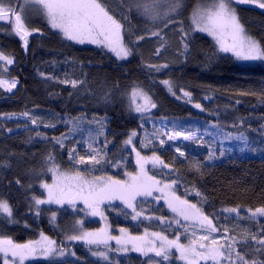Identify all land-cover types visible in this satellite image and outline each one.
I'll return each instance as SVG.
<instances>
[{"label": "trees", "instance_id": "16d2710c", "mask_svg": "<svg viewBox=\"0 0 264 264\" xmlns=\"http://www.w3.org/2000/svg\"><path fill=\"white\" fill-rule=\"evenodd\" d=\"M17 1L4 0V3L14 8ZM102 1L123 26L124 41L131 51L127 61L117 60L102 48L78 45L47 28L42 35H29L25 49L12 26L0 22V52L15 61L7 76L19 81L12 95L0 88V200L9 202L16 220L11 223L0 214V238L26 244L39 241L43 235L63 243V237L51 224L53 213H58L59 227L74 223L82 215L61 213L47 204H35L33 198L45 200L41 185L53 180L54 174L48 171L52 166L48 158L52 157L58 171L122 178L125 171L135 170L132 158L121 159L125 142L135 132L140 135L135 143L137 152L159 156L169 165L168 168L161 164L151 166L149 176L173 185L175 197L196 204L213 218L220 233L238 239L237 250L246 258L264 262V249L257 251L254 241L250 240L253 234L258 238L264 236L261 231L264 219L253 221L246 216L238 219L220 211L227 207L264 206V133L261 134L264 131V63H238L233 56L220 54L208 36L193 30L192 3L169 13L166 19L151 21L126 1ZM234 10L247 36L264 47V9L236 3ZM152 31L159 32V36H152ZM139 36L144 39L138 40ZM149 65L167 67L157 71ZM64 80L83 83L74 88L70 83H63ZM165 80L171 82L175 95L161 83ZM134 89L146 92L155 102L156 119H203L196 120V125L186 132L203 131L202 126L198 127L203 121L219 124L230 132L253 130L256 136L252 143L258 147L253 151L263 156L233 153L216 161L214 157L222 158V150L212 149L210 139L189 144L168 141L156 125H144L130 111L129 96ZM197 104L203 113L195 110ZM24 113L29 114L27 122L3 119ZM33 118L37 121L35 124L31 122ZM75 121L79 122L77 133L66 138L73 129L70 123ZM177 130L182 131L174 129ZM90 136L95 138L92 148L99 154L100 163L84 166L70 159L69 153L75 149L87 160ZM58 139L63 141L62 145L56 142ZM160 139L165 143L161 145ZM177 147L185 153L183 157L176 151ZM105 152L107 159L102 155ZM209 153H214L211 160ZM174 180L176 183L172 184ZM75 201H79L75 207L82 208L79 198ZM161 207L164 209V205L150 197L140 202L138 211L142 215L138 227L131 224L130 212L115 209L109 216L117 228L158 231L174 239L177 230H164L156 219L161 216ZM86 227L96 229L100 224L91 221ZM72 248L77 258L32 259L25 264H111L88 258L87 247L83 245H70L66 249ZM118 262L113 264H145L142 257L134 254L121 257ZM0 264H3L2 256ZM169 264L182 263L172 259Z\"/></svg>", "mask_w": 264, "mask_h": 264}, {"label": "snow or ice", "instance_id": "6c2138e0", "mask_svg": "<svg viewBox=\"0 0 264 264\" xmlns=\"http://www.w3.org/2000/svg\"><path fill=\"white\" fill-rule=\"evenodd\" d=\"M133 6L137 11L147 17L151 21L160 19H166L169 13H173L177 10L180 4V0H131ZM235 0H210V3L206 8H197L192 16L193 24L202 32H207L213 35L220 45V50L223 52H233L240 59L244 60H264V47H262L257 41L248 38L244 34L242 25L239 23L234 9L231 8V4ZM241 3H257L258 7L264 9V2L262 0H239ZM11 3V0H9ZM24 5L31 8L37 6L39 10L43 11L46 15L52 28L58 29L68 40H75L79 43L90 42L94 44H101L108 47L111 51L115 52L121 59L127 58L131 55V51L123 44L122 37V25L109 13L99 0H24ZM20 11L15 8L6 6L4 0H0V21L7 22L12 26L14 33L19 36L23 42L24 47L27 48L28 36L31 35V31L26 27ZM152 36H159V32L152 31ZM227 34L231 37V43H226L224 36ZM186 35V33L184 34ZM144 36H139L138 40H143ZM185 49L187 44L184 45ZM160 50H156V54L159 55ZM0 74L6 71V65L14 63L13 58L5 56L0 52ZM149 68L159 71L160 67H167V65H149ZM43 75V74H41ZM63 83H70L72 87H76L78 84L83 83L77 80H64ZM164 84L169 92H173L172 84L170 81L165 80L161 82ZM17 85L15 79H4L0 75V88H6L8 91L14 89ZM187 97L189 93H184ZM133 99L137 97L143 100V104H137L135 111L146 112L150 108H155L156 105L151 101V98L140 89H134L132 92ZM197 108L201 107L199 104ZM24 116H29L28 113H24ZM11 119L12 117H8ZM31 122L35 124L37 121L33 118ZM11 131V129H9ZM167 136V139L172 141L180 137L184 140L195 139V134L188 131H173L171 134L163 133ZM210 134V133H209ZM136 135L135 132L131 134L129 139L125 142L126 145L132 144V137ZM230 137L225 136V139ZM94 137H89L88 147L92 148V141ZM238 139L247 143L246 137H238ZM58 144H63V141L58 139ZM160 144H164L165 140L160 139ZM135 149L133 148V151ZM180 156L185 155L179 147L176 148ZM243 151V149H241ZM97 152L92 149V152L88 154L86 160L84 156H79L75 149L69 153V158L75 160L76 163H100L98 160ZM223 155V152L220 153ZM137 164L141 167L143 172V162L151 160L153 165L161 164L163 167L168 168L169 165L164 164L159 156L153 155L152 157H141L139 152H136ZM214 153H209L208 159H213ZM48 162L52 164L48 168V171L54 175L58 173V168L55 166L52 157L48 158ZM114 166H119L115 164ZM198 167V162H197ZM19 183V181H17ZM176 181H172L175 184ZM160 181L154 177L145 176H131L130 182L120 181H104L102 186L100 182H94L89 184L84 181L80 173L75 176L57 175L53 185L44 183L41 185L47 190V199L33 198L37 206L41 204H63L68 202L70 204L75 203V198L84 199V203L93 210V215L97 213V205L102 203L104 199L119 198L124 200L129 208L132 209L134 215L132 219L136 220L142 215V212L137 211L133 201L137 196L149 197L153 195V191H163L165 188H170L171 185L165 184L163 188L158 187ZM197 195H201L199 192ZM168 208L176 214L174 221H166L163 217H156L158 221L163 224H167L168 227H172L173 223L182 228L186 234H189L188 244L184 245L179 242V236L174 240H168L167 237L161 236L160 233H152L151 235L155 239L162 241L159 248H157L152 242H148L146 246L139 244L134 245V250L142 252L145 256L149 252H154L155 256L162 257L163 260L168 259L169 249L176 248L180 252V258L186 261V264H207L211 261L212 264H262L261 261L245 259L236 248L237 239L235 237H229L224 240V243H220L219 239L213 234L220 231V229L213 223V218H210L208 214H205L196 204L189 203L187 200H181L179 197H173L167 201ZM222 213L235 214L236 218L241 217L240 207H227L220 210ZM247 218L249 220L257 221L259 218H264V206L256 207L255 209L248 208L245 210ZM6 213L9 217L12 215V209L7 201L0 200V214ZM146 219H152V217H145ZM53 221L55 220V214L53 213ZM82 224V222H78ZM126 230L121 229V232ZM227 231V230H225ZM261 231H264L262 229ZM69 240H84L88 244H98L106 240L101 241L95 233H83L82 235H72L68 237ZM115 239L117 244L121 245L118 250L126 251L125 245L131 241L143 240V237H131L125 240H121L119 237H111ZM251 241L255 242L254 247L257 251L264 249V236L259 238L253 234L250 237ZM248 243V241H245ZM54 241L49 240L45 236H41V240L37 242L29 241L26 244H15L10 239L0 238V254H3V264H24V260L29 256L36 253L37 248L42 249L45 255H48L55 251L53 245ZM64 253L61 252L60 255ZM104 259H107V254L104 252L94 253Z\"/></svg>", "mask_w": 264, "mask_h": 264}, {"label": "rangeland", "instance_id": "374dc122", "mask_svg": "<svg viewBox=\"0 0 264 264\" xmlns=\"http://www.w3.org/2000/svg\"><path fill=\"white\" fill-rule=\"evenodd\" d=\"M99 1H101L100 3L103 4L102 0H99ZM119 1H122V2L126 1L128 4L133 5L131 0H119ZM237 2L241 3V2H239V0H235V2H233L231 4V8L232 9L235 8V4ZM262 2H264V0H262ZM190 3H192V9H193V10L191 9L192 10V14L190 15V21H191L193 30L197 31L199 33H203L206 36H208L215 43V45L217 46L218 51H219L220 54L231 55V56H233L236 59V61L238 63H243V64L264 63V60H244V59L238 58L231 51H229V52L221 51L220 50V45L217 42V39L213 35H210L207 32H202L198 28H196L195 25L193 24V20H192V16H193L194 11L197 8H206L208 6V4L210 3V0H180L179 7L177 8V10L175 12H178L180 9L186 7ZM242 4L258 7L257 3L249 2V3H242ZM22 7H23L24 10L21 13V15H22V18L24 20V23H25L26 27L31 31V34H33V35H42V34L45 33L44 28H47L48 30L53 31V32L58 33L61 36H63V34L60 33V31L58 29H55V28L51 27L46 15L44 14L43 11L39 10V8L37 6H33V7L29 8V7L24 5V0H22L21 8ZM0 22H3V21H0ZM4 23L9 24L7 22H4ZM244 34H245L246 37L250 38L249 36H247L245 31H244ZM122 37H123V44L126 47H128L127 44L124 41L123 27H122ZM224 40H225L226 43H229V44L231 43V37L228 36L227 34H225ZM70 41H72V42H74V43H76L78 45L85 46V47H93V48L105 49L106 51L111 53L117 60H119L121 62L129 60V58L131 56V55H129L127 58L121 59L120 57H118L116 55L115 52L111 51L108 47H106L104 45L94 44V43H90V42H87V41L84 42V43H79V42H77L75 40H70ZM3 63L4 62H0V64H3ZM14 63H15V61H14ZM14 63L11 64V65H6V71L2 74L3 75L2 77L4 79H14V78H10V77L7 76L8 69L11 68L14 65ZM16 81H17V85L11 91H8L6 88H1L5 92V94L12 95V94H14L16 92V90L19 87V81L18 80H16ZM144 93H146V92H144ZM152 102L155 103L154 101H152ZM137 104H143V100L141 98H139V97H137L136 99H133L132 93H131L130 96H129V104H128L130 111L135 115V117L140 118L144 125H156L164 133L167 132V133L171 134L174 131V129H177V128L179 130H182V131H185L186 129L193 128L196 125V120L200 121V119H201V118H198V119L190 120V119L164 118V117L156 119L154 117V115L157 113V112H155V111H157L156 107L155 108H150V110H148L146 112H137V111L134 110L135 106ZM195 110L197 112L203 113V111H202V109L200 107L197 108L195 106ZM8 117H12V118L9 119ZM3 119L9 120V121H20V120L25 121V122L29 121L28 116L26 117L24 115L23 116L11 115V116H6ZM201 120H203V119H201ZM186 122H190L191 124H188ZM78 123L76 121L70 123V126H72L73 129L69 130L68 135L66 136V138H72V136L77 133V128L76 127L79 125ZM198 124H199L198 127L202 126L200 128L204 129V130L201 131V132H199V131L195 132L194 133L195 137H196L195 139L184 140L183 137H180V138H178L176 140H172L171 142L189 144L191 142H194L195 140H201V139H207L208 140V139H210L211 140V144H210L211 148L212 149L220 148L222 150V152H223L222 158L218 159V157L217 158L214 157L216 159V161L224 159L226 156L231 155L233 153H240L242 155L263 156V154L257 153L256 151H253L255 148H258V147H256V145H253V143H252V140L256 136V133L253 130H251V129L248 130L247 132L238 133V132L227 131L226 129L222 128L219 124H214L212 122L206 123L205 121H203V123H198ZM26 128L27 127H23L22 129H26ZM262 133H264V131H262L261 134ZM225 136H228L230 138L229 139H225ZM241 136L247 138V143H245L244 141L238 139V137H241ZM129 137H128V139H129ZM139 139H140V135L136 133V135L134 137H132V144H130V145H126V143L124 144V146L122 148V152H121V159L122 160H124L125 158L128 159V160L131 159V158L133 159L135 171H132V172H134V173L137 172L135 175L139 174L138 176H144L145 173H149L148 175H150L151 171H149L148 167L154 166L153 163L151 162V160H147V161L143 162V172H141V168L138 167L140 165L137 164V162H136L137 161V156H136V152L137 151H136L135 143ZM166 139H167V136H166ZM168 141H170V140H168ZM262 141L264 142V139H262ZM87 143H89V139H88ZM133 148L135 149L134 151H133ZM86 149L90 153V148L88 147V144L86 146ZM92 149H94V148H92ZM241 149H243V151H241ZM87 150H86V152H87ZM102 155L107 159V157H108L107 156V152L103 153ZM98 156H99V154H97V157ZM140 156L141 157H145V158L151 157V156H144L142 154H140ZM90 164H92L93 166L97 165V163H94V162H91ZM83 165L87 166L85 163H83ZM76 174L77 173H73V172H69V171H65V170L64 171L63 170L58 171V173L56 175H53V180L51 182L47 183V184L53 185V182H54V180H56L57 175L75 176ZM123 174H125L124 178H117V177H115L113 175H110V174H105V175H102V176H93V175L87 176L85 174H80V176H81V178L84 181H87L89 184H92L94 182H100V185L102 186L103 182L104 181H108V180H111V181L115 180V181H120V182H130V177L132 175L131 176L129 175L130 174L129 171H125ZM165 184L166 183H162L161 185H158V187L163 188V186ZM169 185H171V184H169ZM41 189H42V191L44 193L45 200H46L47 199V195H48L47 194V190L44 189L43 187H41ZM174 196H175V191H174L173 185H171L170 188H165L162 192L161 191H156L155 193L153 192V195L149 196L151 199H155L156 201L160 202V205H164V209L161 207V216H158V217H163L166 221H174V218H176V214L173 213L171 211V209L168 208V205H167V201L170 200V199H173ZM138 198H140L139 200H142V199L143 200H147L148 199V197H143V196H139ZM4 201H6V200H4ZM7 203L9 204L8 201H7ZM116 204H117V202H111V201L110 202H105V203L103 202L102 205L98 204L96 206L98 214H96V215L92 214L93 210L91 208H89L88 206H86L85 203L81 204L82 208L74 207L76 204H70L68 202L67 203L65 202L63 204H56V203L47 204V206L49 208H58L61 213L71 212V213H75V214H81L82 217L79 218V219H76L75 222L70 224V225H67L65 227H59L58 222H57L58 221V213H56L55 214V220L53 221V219H52L51 220V224L54 227L57 228L60 236L63 237V243L60 244L59 241H57V240H55L53 238H50L48 236H45L49 240L55 242V244L53 245L55 251L50 253V254H48V255H45L43 253L42 249L37 248V251H36V253L34 255L29 256L28 258H26L24 260V264L26 262H28L29 260H32V259H44L45 258V259H50V260H63V259H74V258H77L78 254H77V252H76V250L74 248L69 249V250L66 249L70 245H80V246L83 245V246L87 247L86 251L88 252V258H90L92 260H95V261L111 263V264L119 263L118 261H120V258H121L120 255H126V254H129V253H136L138 256L142 257L145 264H169L172 259L173 260L175 259V260L179 261L182 264H186V261L182 260L180 258V252L176 248L169 249V254H168V259L167 260H163L162 257L155 256L154 252H149L148 255L145 256L142 252L134 250V245L139 244L141 246H146L148 244V242H152L157 248H159L161 243H162V241L159 240V239H155L151 235L152 233H160L161 236L167 237L168 240H174L175 238L174 239H170V237H168L166 234H163V233L158 232V231L144 232V231L138 230L137 228H136V231H132V230L130 231L126 227L117 228L115 225L112 224L111 220L109 219V216L106 213L107 209H109V210L110 209H114V207H115L114 205H116ZM119 205H121V204H119ZM9 206L11 207L10 204H9ZM121 206L123 207V209L127 210V208L124 205H121ZM11 209H12V207H11ZM240 209H241V216L242 217H244V216L247 217V214L245 212L246 209L245 208H240ZM101 212H102V214H101ZM223 214L231 216V217H235V214H228V213H223ZM2 215L7 217L11 223H15L16 222V220L14 218L13 210H12L11 217H9L6 213H2ZM260 219H264V218H259V220ZM139 220H140V218L138 219V221ZM90 221L100 224V227H98L96 229L87 228L85 225L87 223H89ZM78 222H82V224H80ZM159 225L164 230H166V228L167 229H171V230H175L176 229L177 230V234L175 235V237L179 236V238H180L179 242L181 244H184V245L188 244L189 234H186L182 228H179L174 223H173L172 227H168L167 224H163L160 221H159ZM121 229H124L126 231L125 232H121ZM83 233H95V234H97V237L101 241L106 240V244L104 242H100L98 244H88L84 240H69L68 239L69 236L82 235ZM213 235L216 238L219 239L220 243H224V240L226 238H229L227 235L222 234L220 232L214 233ZM111 237H119V238H121V240H125V239L131 238V237H143V240H136V241H131V242L127 243L125 245L127 250L123 251V250H118V249L121 248V245L117 244L116 240L115 239H111ZM237 241H239V240L237 239ZM254 244H255V242H254ZM236 248L238 249V243L236 245ZM61 252H63L64 254L60 255ZM99 252L106 253L107 254V259H104L103 257H101L99 255H94V253H99ZM1 256H2L3 261H4L3 254H0V259H1ZM245 259H247L249 261H252V259H248L246 257H245ZM201 264H204V262L202 261ZM207 264H212V262L208 261Z\"/></svg>", "mask_w": 264, "mask_h": 264}, {"label": "flooded vegetation", "instance_id": "af4514ba", "mask_svg": "<svg viewBox=\"0 0 264 264\" xmlns=\"http://www.w3.org/2000/svg\"><path fill=\"white\" fill-rule=\"evenodd\" d=\"M139 168H141L140 166H138ZM148 169H151V166L150 167H148ZM135 171V170H134ZM139 172V171H138ZM129 175L131 176H138L139 174H137V175H135L136 173H134V172H130L129 171ZM149 173H145V177H150L149 175H148ZM111 175V174H110ZM122 178H124V174H123V177ZM112 181H115V180H112ZM162 183H160V185H161ZM155 191V190H154ZM156 192V191H155ZM154 192V193H155ZM139 196H137L136 197V199L133 201V203L135 204V207L137 206V208L139 207V205H140V202H143L144 200L142 199V200H139L140 198H138ZM79 200L82 202V203H84V199H82V198H79ZM117 202V204L116 205H114V206H119V207H122L121 205H124L126 208H127V211L126 212H130L132 215H134L135 213H133V211H132V209L131 208H129L128 207V205L124 202V200H121V199H119V198H114V199H104L103 200V202L105 203V202ZM102 202V203H103ZM102 203H99L100 205H102ZM119 204H121V205H119ZM112 210V209H111ZM108 212H110V211H108ZM109 219H110V216H109ZM138 219H139V217L136 219V220H133V219H131L130 220V222H131V224H133L134 225V227H138V225H139V221H138ZM111 220V219H110ZM130 231L132 230V229H130V228H128ZM129 254H134V255H137L136 253H129Z\"/></svg>", "mask_w": 264, "mask_h": 264}, {"label": "water", "instance_id": "95a60500", "mask_svg": "<svg viewBox=\"0 0 264 264\" xmlns=\"http://www.w3.org/2000/svg\"><path fill=\"white\" fill-rule=\"evenodd\" d=\"M19 3H20V0H18L17 4H16V6H15V9H16V10H17V8H18ZM25 49H26V48H25Z\"/></svg>", "mask_w": 264, "mask_h": 264}]
</instances>
